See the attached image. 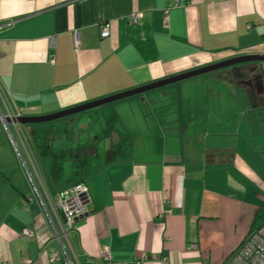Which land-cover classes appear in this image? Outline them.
Segmentation results:
<instances>
[{"label":"crops","instance_id":"crops-1","mask_svg":"<svg viewBox=\"0 0 264 264\" xmlns=\"http://www.w3.org/2000/svg\"><path fill=\"white\" fill-rule=\"evenodd\" d=\"M179 1L167 19L172 0H0L3 110L46 116L264 55V0ZM78 182L89 213L62 247L55 198ZM263 205L264 62L52 122L0 124V264H105L106 250L116 264H224Z\"/></svg>","mask_w":264,"mask_h":264},{"label":"built area","instance_id":"built-area-1","mask_svg":"<svg viewBox=\"0 0 264 264\" xmlns=\"http://www.w3.org/2000/svg\"><path fill=\"white\" fill-rule=\"evenodd\" d=\"M181 5L179 0H172L171 7L165 13L168 19V13L171 8H178ZM143 12H135L129 16L130 22L139 24L143 18ZM110 36V24L104 23L101 25V37L108 38ZM74 47L78 48L80 40L78 33L73 34ZM53 62V59H52ZM0 87V93H1ZM19 117L16 114H7L0 102V119L4 126L9 130L10 124L17 123L15 119ZM7 118L10 122H7ZM12 138V137H11ZM33 192L38 195L36 186ZM91 197L87 185L84 182L75 183L67 188L62 189L56 194L55 206L61 214L63 221L61 230L54 228V237L64 247V239L75 228L76 222L89 213V204ZM170 213V211H168ZM24 234L30 238L38 239L36 227H29L24 230ZM43 244H40L41 248ZM67 254V252H65ZM105 264H116L112 261L110 253L106 250L103 254ZM59 256L56 253L51 255V262L59 261ZM24 264H34L32 260L26 259ZM65 264H72L67 256ZM224 264H264V224L257 230L250 233L246 239L238 246V248L229 256Z\"/></svg>","mask_w":264,"mask_h":264},{"label":"water","instance_id":"water-1","mask_svg":"<svg viewBox=\"0 0 264 264\" xmlns=\"http://www.w3.org/2000/svg\"><path fill=\"white\" fill-rule=\"evenodd\" d=\"M250 62H264V55H244V56H238L234 57L228 60H224L215 64H211L209 66H205L190 72H186L177 76H173L170 78H166L164 80H160L157 82H153L151 84L141 86L138 88H135L133 90H129L126 92H122L119 94H115L112 96H108L106 98H102L93 102H89L80 106H76L67 110H63L54 114L46 115V116H35V117H27V116H19L15 119V121L22 125H28V124H40V123H46V122H52L56 120H60L69 116H73L76 114H79L81 112H85L91 109L99 108L102 106H105L107 104L132 97L135 95H139L151 90H155L158 88H162L168 85H172L196 76H200L203 74L216 72L225 68L237 66L244 63H250ZM7 122H10V119L7 118ZM0 124H2V120L0 119ZM86 214L85 216H87ZM83 218V217H82ZM81 219V218H80Z\"/></svg>","mask_w":264,"mask_h":264},{"label":"trees","instance_id":"trees-1","mask_svg":"<svg viewBox=\"0 0 264 264\" xmlns=\"http://www.w3.org/2000/svg\"><path fill=\"white\" fill-rule=\"evenodd\" d=\"M263 224H264V205L260 209L258 215L256 216L255 221H254V225L252 227V231L250 233H252L253 231L259 229Z\"/></svg>","mask_w":264,"mask_h":264},{"label":"rangeland","instance_id":"rangeland-1","mask_svg":"<svg viewBox=\"0 0 264 264\" xmlns=\"http://www.w3.org/2000/svg\"><path fill=\"white\" fill-rule=\"evenodd\" d=\"M230 68H231V67H229V68H225V69H222V70H227V69L230 70ZM64 251L67 252V250H65V249H64ZM67 254H68V253H67ZM67 254H66V255H67Z\"/></svg>","mask_w":264,"mask_h":264}]
</instances>
